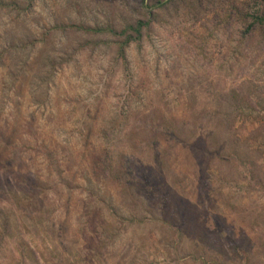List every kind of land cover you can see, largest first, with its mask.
Wrapping results in <instances>:
<instances>
[{"label":"rangeland","instance_id":"1","mask_svg":"<svg viewBox=\"0 0 264 264\" xmlns=\"http://www.w3.org/2000/svg\"><path fill=\"white\" fill-rule=\"evenodd\" d=\"M264 0H0V264H264Z\"/></svg>","mask_w":264,"mask_h":264},{"label":"trees","instance_id":"2","mask_svg":"<svg viewBox=\"0 0 264 264\" xmlns=\"http://www.w3.org/2000/svg\"><path fill=\"white\" fill-rule=\"evenodd\" d=\"M257 18L261 23H264V13L260 14Z\"/></svg>","mask_w":264,"mask_h":264}]
</instances>
